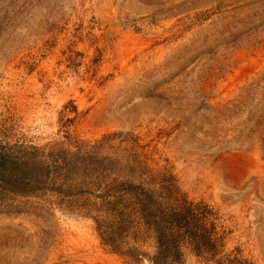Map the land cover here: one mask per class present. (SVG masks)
I'll return each mask as SVG.
<instances>
[{
    "label": "rangeland",
    "instance_id": "rangeland-1",
    "mask_svg": "<svg viewBox=\"0 0 264 264\" xmlns=\"http://www.w3.org/2000/svg\"><path fill=\"white\" fill-rule=\"evenodd\" d=\"M0 144L50 166L0 203V264H154L124 183L214 217L213 257L161 264H264V0H0Z\"/></svg>",
    "mask_w": 264,
    "mask_h": 264
},
{
    "label": "trees",
    "instance_id": "trees-1",
    "mask_svg": "<svg viewBox=\"0 0 264 264\" xmlns=\"http://www.w3.org/2000/svg\"><path fill=\"white\" fill-rule=\"evenodd\" d=\"M13 148L0 144V203L13 195L34 191L40 184L46 183L45 178L48 177L47 169L50 166L30 162L29 158L34 157L35 152ZM52 166L55 172H63L64 175L73 168L67 157L63 158L61 164L53 162ZM59 176L62 177V173ZM164 188L167 189L168 184ZM115 194L117 201L111 200L109 204L113 207L116 205L119 229L123 230L133 217H137L154 233L157 244L154 264L180 261L184 249L197 255L214 256L218 240L213 238L215 224L211 219L214 220V217H208L210 211H207V207L187 202L173 188L167 189L168 195L164 201L141 187L125 183L119 185L112 196Z\"/></svg>",
    "mask_w": 264,
    "mask_h": 264
}]
</instances>
